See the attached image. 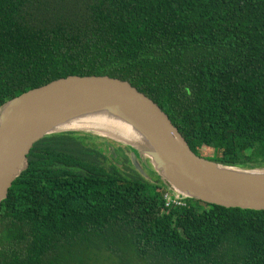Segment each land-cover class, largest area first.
<instances>
[{"label": "trees", "instance_id": "1", "mask_svg": "<svg viewBox=\"0 0 264 264\" xmlns=\"http://www.w3.org/2000/svg\"><path fill=\"white\" fill-rule=\"evenodd\" d=\"M68 76L127 82L197 157L264 168V0H0V107ZM126 151L80 131L35 143L0 205V264H264V211L166 207Z\"/></svg>", "mask_w": 264, "mask_h": 264}, {"label": "water", "instance_id": "2", "mask_svg": "<svg viewBox=\"0 0 264 264\" xmlns=\"http://www.w3.org/2000/svg\"><path fill=\"white\" fill-rule=\"evenodd\" d=\"M108 111L145 140L143 153L163 187L210 205L264 211V168L234 169L197 157L148 97L129 83L108 76H68L29 90L0 107V205L27 165V154L47 135L75 118ZM134 169L144 174L136 155Z\"/></svg>", "mask_w": 264, "mask_h": 264}, {"label": "bare ground", "instance_id": "3", "mask_svg": "<svg viewBox=\"0 0 264 264\" xmlns=\"http://www.w3.org/2000/svg\"><path fill=\"white\" fill-rule=\"evenodd\" d=\"M63 128L73 130H92L97 134L110 138L120 143L131 144L137 148L147 145L142 136L133 129L126 121L108 111H97L66 123Z\"/></svg>", "mask_w": 264, "mask_h": 264}, {"label": "rangeland", "instance_id": "4", "mask_svg": "<svg viewBox=\"0 0 264 264\" xmlns=\"http://www.w3.org/2000/svg\"><path fill=\"white\" fill-rule=\"evenodd\" d=\"M78 131H80V132H86V133H90V134H94V135H97V136H99L101 138H104V139L108 140L109 142H111L114 145V147H118V146L125 147V146H128V147H134V148L138 149L139 151L144 149L142 147L141 148H137V147H135V146H133L131 144H124V143L117 142V141L112 140L110 138L101 136V135L97 134L96 132H94L92 130H87L86 129V130H78ZM97 142L99 144L102 143V141H97ZM201 152H202V155L204 157H209V156L212 157V155H213L212 151H210V150H208L206 148H202ZM125 153L127 154V156L130 155V153L127 152V151ZM140 154H141V156L139 158H136L137 161L139 159V162L140 163L141 162L142 163H146L148 169H150V171H152V173L154 174V176H158V174L154 171L150 160L143 153H140ZM106 155H107V157L109 159L108 162H107V164L114 163L115 166L122 172V174H125L126 177H134V176H136L134 174L133 170L131 169V165L129 164V162L127 160H125V157L124 156L120 155L116 160L115 159L113 160L109 156V153L108 152L106 153ZM228 167H232L234 169H240V170L243 169V170H245L244 168H240L239 166H228ZM138 173L140 174V176H142L140 172H138ZM144 175H145V178L146 179H152V178H149V176H148V174H147L146 171H145V174ZM96 258L98 259L97 262H95L96 261ZM107 262H108V260H107V258H106L105 255H99L98 257H95V258L93 257L92 260L88 261V264H107Z\"/></svg>", "mask_w": 264, "mask_h": 264}, {"label": "built area", "instance_id": "5", "mask_svg": "<svg viewBox=\"0 0 264 264\" xmlns=\"http://www.w3.org/2000/svg\"><path fill=\"white\" fill-rule=\"evenodd\" d=\"M163 190V200L165 202L166 207L185 205L186 197L182 196L171 188L163 187Z\"/></svg>", "mask_w": 264, "mask_h": 264}]
</instances>
